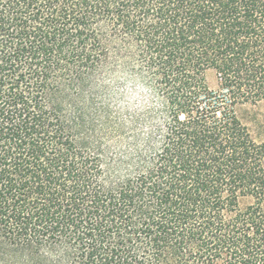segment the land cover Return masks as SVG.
<instances>
[{
    "label": "trees",
    "instance_id": "1",
    "mask_svg": "<svg viewBox=\"0 0 264 264\" xmlns=\"http://www.w3.org/2000/svg\"><path fill=\"white\" fill-rule=\"evenodd\" d=\"M263 105L264 0H0V264H264Z\"/></svg>",
    "mask_w": 264,
    "mask_h": 264
},
{
    "label": "rangeland",
    "instance_id": "2",
    "mask_svg": "<svg viewBox=\"0 0 264 264\" xmlns=\"http://www.w3.org/2000/svg\"><path fill=\"white\" fill-rule=\"evenodd\" d=\"M206 80L209 86L213 89L217 87L216 76L213 71H208L206 73ZM255 116L241 113L242 121L247 125L251 136L257 142H264V105L259 107L255 112ZM264 164V161H263ZM253 200L251 198H246L242 200V204L252 203ZM263 206H264V198H263Z\"/></svg>",
    "mask_w": 264,
    "mask_h": 264
}]
</instances>
